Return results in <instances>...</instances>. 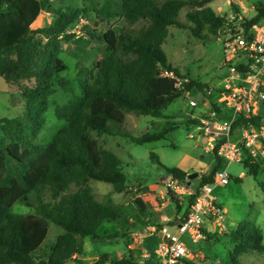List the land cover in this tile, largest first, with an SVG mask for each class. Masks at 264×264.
I'll use <instances>...</instances> for the list:
<instances>
[{
  "label": "trees",
  "instance_id": "obj_1",
  "mask_svg": "<svg viewBox=\"0 0 264 264\" xmlns=\"http://www.w3.org/2000/svg\"><path fill=\"white\" fill-rule=\"evenodd\" d=\"M213 1L106 0L100 9L98 4L60 10L57 23L60 29L53 31L33 29L43 12L52 6L51 0H0V78L14 86L34 81L33 86L22 90L25 116L0 120V264H71L85 254V239L111 241L118 237L100 233L106 223H116L119 215L114 207L99 202L87 184L92 180L103 182L124 193L128 178L122 172L121 159L101 149L92 133L127 138L144 145L159 142L180 127L167 123L163 131L141 137H134L124 129L128 113L162 118L163 112L186 92L197 95L208 89L207 85L185 77L170 63L163 45L169 27L189 29L201 40L208 38L204 32L219 36L229 23L209 6ZM187 8L190 11L186 24L181 22L180 12ZM91 13L101 22L123 18L129 24L146 25L120 34L113 29L105 32L108 57L93 66L96 75H90L86 68L81 71L79 91H73L70 102L57 111L67 126L50 144L39 146L37 136L45 126L51 97L57 87L66 89L70 85L64 76L69 67L60 57L58 37ZM245 20L249 26L261 23L264 4L257 8L255 17ZM95 25L98 27L97 22ZM180 81L183 89L178 86ZM214 108L221 112L218 106ZM246 122L241 117L235 128ZM3 138L10 139L4 147ZM218 149L219 146L213 152L216 165L209 175L201 178L189 208L205 185L215 184V175L222 168ZM152 159L159 160L156 155ZM243 164L255 178L264 170V159L249 158ZM165 171L182 182L190 176L179 168L165 167ZM72 185L78 190L71 192ZM261 187L264 189V184ZM44 190L56 199L54 203L45 202ZM33 192L39 196L35 214L1 220L4 212L18 201L33 207L29 201ZM137 203L143 206L140 199ZM50 223L60 227L64 234L55 243L46 244ZM153 239L156 244L149 249L160 242L159 234L150 240ZM232 242L235 249L230 264H239V257L251 252L264 255L261 231L254 223L240 224ZM137 260L133 254L120 261L105 254L96 264L110 261L136 264Z\"/></svg>",
  "mask_w": 264,
  "mask_h": 264
},
{
  "label": "rangeland",
  "instance_id": "obj_2",
  "mask_svg": "<svg viewBox=\"0 0 264 264\" xmlns=\"http://www.w3.org/2000/svg\"><path fill=\"white\" fill-rule=\"evenodd\" d=\"M106 0H51L52 6L46 9L33 29L57 27L58 12L68 11L70 8H91L98 5L99 9ZM165 1V0H160ZM240 4L245 12L241 16L251 19L256 15V8L264 4V0H215L209 6L222 18L229 21L237 14ZM189 8L180 12V20L187 24ZM88 24L71 26L58 37L62 50L60 57L68 65L69 70L65 78L70 85L66 89L56 88L51 97V107L46 114L44 128L38 133L36 143L39 146L48 145L55 135L67 126V121L58 117L57 111L62 110L71 100L73 91H79L81 71L86 68L90 75H96L93 66L107 58L109 53L103 35L108 29H113L117 34L123 30H139L146 23L129 24L123 18L107 19L104 22L97 20L91 13L85 18ZM98 23L96 27L95 23ZM264 24V23H263ZM169 36L163 45L170 63L177 67L185 77L199 81L208 86V90L217 91L222 85V80L227 72L223 66L225 56L223 52L222 36H213L204 32L207 39L195 38L189 29L169 27ZM8 84L0 78V120L24 117L26 103L22 96L25 87L34 85V81H25L14 87L9 94ZM206 90V89H205ZM194 100L201 102V94L194 96ZM190 99L184 96L163 112L162 118L151 116H139L128 113L124 129L134 137L144 134L159 133L164 130L167 123L179 124L180 127L171 131L159 141L139 145L130 139L114 137L106 134L92 133L101 149L117 155L123 165L122 172L127 175L128 189L124 193H118L110 184L98 181H90L87 184L91 188L99 202L110 205L117 210L119 218L116 223H106L100 233L118 235L111 241L85 239V254L78 257L72 264H96L103 255L109 254L115 261L133 254L140 259L143 248H149L156 244L155 239L142 242L137 239L135 233L149 227H156L160 231L165 226L174 225V221L183 220L189 213L190 198L199 187V181L209 175L216 165L212 152H207L203 142L204 135L198 130L194 118L201 117L204 110L201 106L193 109L189 106ZM261 123L264 125V112L260 106ZM10 142L9 138H3V147ZM152 155L159 160H153ZM264 159L259 156L258 160ZM167 168H179L190 175L198 173L199 179L189 178L180 185L186 188L184 194H177L174 190L176 179L165 171ZM230 184L220 186L215 184L211 197L215 198L225 212L224 220L220 223L205 219L202 229L204 237L198 241L184 236L189 250V257L181 264H230V255L234 252L235 245L232 235L244 222L254 223L261 231L264 243V170L258 178L249 175L243 163H233L228 166ZM78 189L72 185L71 192ZM45 202L54 203L56 199L52 194L44 190ZM38 193L29 194V201L33 207H28L26 202L18 201L6 210L1 217L2 221L9 218H21L36 213ZM59 199V198H58ZM57 199V200H58ZM140 199L142 205H138ZM171 232L176 229L171 228ZM205 231V232H204ZM64 231L53 223H50L46 244L55 243ZM239 264H264V255L251 252L239 257Z\"/></svg>",
  "mask_w": 264,
  "mask_h": 264
},
{
  "label": "built area",
  "instance_id": "obj_3",
  "mask_svg": "<svg viewBox=\"0 0 264 264\" xmlns=\"http://www.w3.org/2000/svg\"><path fill=\"white\" fill-rule=\"evenodd\" d=\"M228 23L219 33L223 37V66L227 70L220 89L215 92L206 89L198 93L203 97L201 102L194 100L195 95L191 92L184 94L185 98L190 99L191 108L201 106L206 110L201 117L192 116V119L198 121L197 127L204 135L207 152L213 153L219 146L217 154L222 160V168L215 175V184L220 186L230 184L229 165L243 163L249 158L257 161L259 156H264V125L259 113L260 106L264 112V24L249 26L239 14L232 16ZM86 24L88 21L81 18L74 26ZM178 86L183 89L181 81ZM214 106H218L222 113ZM241 117L248 122L235 128ZM215 184L202 188L185 221L173 227L176 232H171V227L165 226L160 231L156 227H149L135 233L142 242L158 234L160 237V242L154 248L142 249L141 258L136 264H181L189 257L184 236L188 235L196 242L204 237L202 229L205 219L218 223L224 220L223 208L211 197ZM174 190L177 194L186 192L179 180H176ZM105 264L117 263L110 261Z\"/></svg>",
  "mask_w": 264,
  "mask_h": 264
},
{
  "label": "crops",
  "instance_id": "obj_4",
  "mask_svg": "<svg viewBox=\"0 0 264 264\" xmlns=\"http://www.w3.org/2000/svg\"><path fill=\"white\" fill-rule=\"evenodd\" d=\"M235 4H236V3H235ZM236 5L239 7V8H238V12H237V14H239V15L241 16L242 12H245V10L243 9V7H242L240 4H236ZM257 8H258V7H257ZM257 8H256V14H257ZM255 16H256V15H255ZM255 16H254V17H255ZM241 17H242V16H241ZM40 18H41V17H40ZM40 18H39V19H40ZM243 18L246 19L245 17H243ZM39 19L37 20V22L39 21ZM251 19H252V18H251ZM248 20H249V19H248ZM37 22H36V23H37ZM36 23H35V24H36ZM262 23H264V20L262 21ZM35 24H34V25H35ZM34 25H33V26H34ZM7 86H8V87H6V88L8 89L9 94L12 93L13 90H14V87H15V86H14V85H10V84H8ZM203 142L205 143V140H204V139H203Z\"/></svg>",
  "mask_w": 264,
  "mask_h": 264
},
{
  "label": "water",
  "instance_id": "obj_5",
  "mask_svg": "<svg viewBox=\"0 0 264 264\" xmlns=\"http://www.w3.org/2000/svg\"><path fill=\"white\" fill-rule=\"evenodd\" d=\"M263 110H264V106H263ZM189 179L190 180H198L199 179V174L198 173H195V174H192L189 176ZM200 182V180H198Z\"/></svg>",
  "mask_w": 264,
  "mask_h": 264
}]
</instances>
